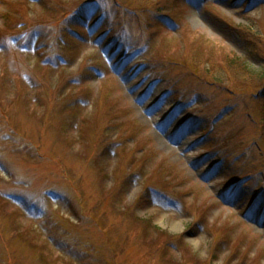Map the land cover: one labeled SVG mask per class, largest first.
<instances>
[{
    "label": "rangeland",
    "instance_id": "rangeland-1",
    "mask_svg": "<svg viewBox=\"0 0 264 264\" xmlns=\"http://www.w3.org/2000/svg\"><path fill=\"white\" fill-rule=\"evenodd\" d=\"M251 2L0 0V264H264Z\"/></svg>",
    "mask_w": 264,
    "mask_h": 264
},
{
    "label": "trees",
    "instance_id": "trees-1",
    "mask_svg": "<svg viewBox=\"0 0 264 264\" xmlns=\"http://www.w3.org/2000/svg\"><path fill=\"white\" fill-rule=\"evenodd\" d=\"M248 1H250V2L252 1L253 3L260 2V0H248ZM85 8L87 9V6H85ZM85 8L84 9H79L78 14L81 13L82 11H84ZM97 23H99V22H96V25H97ZM236 28L240 32L242 31V32L249 33V30H247L244 27H240V28L236 27ZM251 35H255V34L251 31ZM253 42L254 41H251L250 43L253 44ZM239 58L237 56H235L234 58H231L232 63L229 62L230 65H231L230 66L231 69H235V70L245 69L247 72L245 73L244 71H242V73H244V76H249V77H254L257 72H260V71H254L253 69H251V70L247 69L248 65L245 62H243V61L241 62ZM238 73H241V70H239ZM257 75H259V77H260L259 86H262L261 89L259 90V93L255 95V100L259 101L260 99H264V92H263L264 91V71L261 72V74L258 73ZM263 103H264V100H263ZM261 118H262V121H263V123L260 124L261 127H262L261 128V135H262V138L264 139V109L261 112ZM263 143H257L259 151H262V148H263L262 144ZM221 157H217L216 160L218 161L219 164L224 165L222 160H224L225 157H222V158ZM227 167H228V165H227ZM260 173H261V176H263V178H264V170H262ZM259 206H262L260 202H259ZM261 209H263V208H261Z\"/></svg>",
    "mask_w": 264,
    "mask_h": 264
}]
</instances>
